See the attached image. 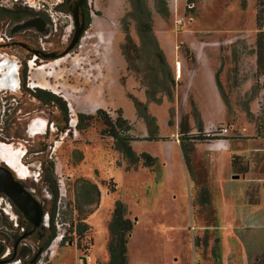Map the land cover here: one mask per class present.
<instances>
[{
	"label": "rangeland",
	"instance_id": "rangeland-1",
	"mask_svg": "<svg viewBox=\"0 0 264 264\" xmlns=\"http://www.w3.org/2000/svg\"><path fill=\"white\" fill-rule=\"evenodd\" d=\"M165 1L169 16L162 19L154 1L145 0L174 81L170 99L158 92L164 83L157 60L142 63L129 49L130 44L139 46L132 20L127 21L132 41L125 43L121 21L130 10L127 0H86L88 26L68 58L54 65L58 59L37 61L43 69L33 67L29 74L34 79L44 70L52 72L49 78L58 85L59 94L69 97L76 119L79 113L93 115L101 109L114 120L116 111L121 110L131 128L132 149L137 155L147 153L155 158L152 167H143L141 162L129 167L114 150L99 118L83 131L76 128L75 135L70 132L63 140L58 130L46 136L29 135L28 126L35 119L47 118L54 128L63 125L59 113L54 115V109L40 106L32 94L21 95L20 104L0 119V134L23 144L30 161H46L51 156L54 178H59L57 173L63 178V199L59 208L56 203L55 212L59 211L66 230L65 245L57 250L51 264H83L82 258L86 264H105L107 223L116 200L125 205L134 221L127 246L128 264H264L259 256L264 249V128L260 127L264 91L252 53L255 35L264 27H256L255 0H195L190 11L186 0ZM35 34H20L15 40L37 48L36 37L46 33ZM123 44L130 56L138 58L132 70L126 69ZM214 75L229 110L221 101ZM256 83L258 94L253 97ZM146 90L155 100L161 97L160 103L148 100ZM132 99L146 105L155 118L157 135L165 141L143 140L146 128ZM2 106L5 104L1 103V114ZM33 109L36 116L32 120L21 118L23 112ZM195 112L203 123V134L210 125L230 128L229 148L220 153L210 149L212 142L195 141L188 172L178 126L182 120L191 128L190 134L197 136ZM170 113L174 120L171 127L167 125ZM67 114L69 120L68 109ZM38 125L35 122L32 127ZM250 179L260 182L248 183ZM82 180L96 186L98 198L91 189L83 191ZM112 184L115 192H111ZM41 196L49 210L51 197L43 186ZM87 201L93 203L86 205ZM250 216L253 226L248 230L245 222Z\"/></svg>",
	"mask_w": 264,
	"mask_h": 264
},
{
	"label": "flooded vegetation",
	"instance_id": "flooded-vegetation-1",
	"mask_svg": "<svg viewBox=\"0 0 264 264\" xmlns=\"http://www.w3.org/2000/svg\"><path fill=\"white\" fill-rule=\"evenodd\" d=\"M73 1L75 0L68 2V5L70 6ZM83 12L85 17V8H83ZM6 19L8 18L0 16V106L1 103L5 104V107L2 106V114L0 110V119L6 118V111L7 114H10L11 110L20 104L19 97L21 95L27 94L30 96V94H32L31 96L40 106L48 108V111L54 109V111L51 112L54 115L55 113H59V119L62 121L63 125L55 128V130H58L60 133L59 138L61 137L60 140H63L68 136L70 131H68V119L66 122L64 110L61 105L62 102L65 103L68 99L65 95L58 94L61 90H58L57 84H53L54 79L49 78L51 75H45V73H47L45 70L40 73V76H36L32 79L29 76L31 70L27 68V60L35 55V64L37 61H53L45 58L44 55L46 54H54L57 57L56 59L68 58L69 53L73 49L63 56L60 55L68 47L71 37L69 38L70 40L68 39L66 42L62 43L59 42V40L54 41L50 52H42L38 47L34 48L22 40H15V36L20 34L36 36L35 33H48L44 19L30 14L19 20L9 19V21H7L9 24L8 33L12 36V39L9 42H4L1 33L6 24ZM37 41L38 37H36V44ZM79 41L80 39L78 42ZM78 42L74 48L78 45ZM57 44H59L60 48L57 47ZM42 69L43 67H41L40 70ZM29 80H36L37 84L44 80L54 87L57 93L55 94L50 90L42 88H35L33 91H30L27 87V82ZM46 91H50L51 94L58 99L50 98V100H48ZM10 105L12 108H9ZM4 108H6V110H4ZM67 109L68 108H66V118L68 117ZM35 111L36 110L33 109L23 112L21 118L25 121H30L36 116ZM35 122H38L39 125L34 128L32 125ZM51 123L53 122L51 121ZM51 123H49L47 118H42L41 120L35 119L31 121V124L28 126L27 133L31 136H46L54 133V131L50 130ZM62 127H64L63 130H61ZM27 154L28 150L23 144L14 142L12 138L0 134V175L8 174L12 183L22 187L23 191L38 202L42 209L41 220L35 225L25 219L23 213L15 206L12 199L6 193L0 192V217L5 218L9 224L8 227H0V262H3V264L32 263L39 256V252L41 251L40 247L48 241L52 233H54L55 236V229L53 227L55 212L53 213L52 211L53 196L50 186L53 183L57 185L58 180L62 179L63 181V178L60 173H57L58 179L54 178V164L51 156H49L50 160L46 161L35 159L30 161ZM42 186L47 189L51 197L49 210H46L44 200L42 199L44 197L41 196ZM74 232L77 233L76 229ZM64 245L65 235L62 242L57 246L53 259L57 254V250L60 247H64Z\"/></svg>",
	"mask_w": 264,
	"mask_h": 264
},
{
	"label": "trees",
	"instance_id": "trees-1",
	"mask_svg": "<svg viewBox=\"0 0 264 264\" xmlns=\"http://www.w3.org/2000/svg\"><path fill=\"white\" fill-rule=\"evenodd\" d=\"M154 1V8L158 15L162 19H167L169 16L168 6L165 0H153ZM195 0H186L188 4L193 3ZM130 5V10L123 16L121 24L122 30L124 32V39L125 43H130L132 40L130 39L129 32L127 30V21L132 20L135 24V30L139 39V46H135L134 44H130V51L134 52L135 55H138V58L142 63H145L144 60H149L155 58L158 62V70L160 73V78L164 84H167L170 81V85H164L162 82V87L158 89L160 94L166 96L168 99L171 98V86L174 85V81L170 79V73L168 70V64L165 60V55L162 49L159 46L157 38L152 29V20H151V12L146 5L145 0H127ZM256 5V13H255V24L257 28L264 27V0H255ZM85 8V28L88 26L89 15L87 10V4L84 5ZM30 15L28 12L24 10H16L11 12H0L1 17H6L11 20H19L23 17ZM125 44H123L121 48V54L126 62V69L132 70L134 60H137V56H130L128 50H126ZM255 55V63H256V74L257 77H263V82L261 84V89L264 91V30L259 31L256 33L254 38V49L252 52ZM142 80V79H141ZM214 82L219 91L220 98L224 106L227 110H229V102L226 96L222 93L221 87L218 81L217 75H214ZM253 97L258 94V84L256 83L252 87ZM48 100L50 98L58 99L49 92H46ZM146 98L148 100H153L156 103H160V98L158 97L156 100L153 96H150L149 91H145ZM148 95V97H147ZM264 99V93H263ZM60 100V99H59ZM134 108L136 110V115L140 118L146 128L147 135L143 138L144 141H165L166 139L160 138L157 135L158 127L155 122V118L151 116L147 112V107L145 104L132 99ZM61 107L64 110L65 121L67 122L66 118V107L65 103L62 102ZM246 113L250 115L249 109L246 108ZM262 117H261V125L260 127L264 128V104L262 107ZM116 118L112 120L109 116L105 114L104 111L98 109L95 111V114H84L79 113L77 114V125L76 128L79 131H83L85 128L89 127L92 121L95 118H99L102 124L105 126L103 130L105 135L112 138L114 150L120 153L123 158L128 162L129 167L135 168V166L141 162L143 167H152L156 159L151 157L147 153H141L137 155L130 142L133 140L131 137L128 136V132L130 131L129 123L122 117L121 110L116 111ZM194 122H195V130L198 133L197 136L190 134L191 128L183 125L182 120L179 122L178 126V133L180 135L179 143L181 147V151L183 154L184 164L189 172L191 157L190 154L194 151V142L195 141H211L213 138H206L203 134V123L199 117L198 112H195L194 115ZM168 126L174 125L173 114H169V119L167 121ZM259 127V128H260ZM260 128V129H261ZM64 127L61 128L63 130ZM112 182V181H111ZM111 187V192H115V189ZM51 192L53 196L52 200V211L55 212V205L58 196L57 185L53 183L51 186ZM82 189L84 192L93 190L98 198V191L95 185L91 184L86 180H82ZM92 201H87L86 205L92 204ZM82 211L81 209H79ZM52 213V214H53ZM53 217V215H52ZM86 229L85 224H78ZM9 224L7 223L6 219L0 217V227H8ZM134 227V221L128 217V213L126 210L125 205L120 201L116 200L111 214L110 219L107 223V231L109 235V239L106 245V252H107V261L105 264H128V241L131 236V232ZM78 231V233H80ZM54 237V233L49 237L48 241H46L41 247V251L44 250L50 243L51 239ZM215 261L220 263V258L218 255H214ZM25 264H32V263H25Z\"/></svg>",
	"mask_w": 264,
	"mask_h": 264
},
{
	"label": "built area",
	"instance_id": "built-area-1",
	"mask_svg": "<svg viewBox=\"0 0 264 264\" xmlns=\"http://www.w3.org/2000/svg\"><path fill=\"white\" fill-rule=\"evenodd\" d=\"M187 9L190 11L193 9V3L186 4ZM16 10H24L29 14L41 17L46 23L47 36L38 37L37 47L42 52H50L53 47V42L59 40V42H66L72 35L74 30V20L73 15L69 11V5L67 0H0V12H11ZM182 20H179L180 24ZM8 22L4 25L2 29V40L4 42H9L12 36L8 33ZM81 40V39H80ZM61 59V58H59ZM58 59V60H59ZM36 56L33 55L29 60H27V68L29 70L39 69L42 66H36L35 64ZM55 61V60H54ZM57 61V60H56ZM55 61V62H56ZM33 81L29 80L27 82V87L30 91L37 88ZM67 108L69 111L68 126L70 132L75 135L77 119L74 117L73 109L68 100H66ZM50 130L55 131L53 123L50 124ZM230 128L226 124H216L210 125L209 128H205L204 136L206 138H216V140H211L209 142H220L227 141V136L229 135ZM61 139V137H60ZM56 146V145H55ZM55 146L53 151L55 150ZM63 181L58 180V197H57V207L61 205L63 197ZM60 213L57 210L53 218V227L55 229V236L50 241L49 245L42 251L39 252V256L32 264H51L57 246L62 242L65 235V228H63L62 223H60Z\"/></svg>",
	"mask_w": 264,
	"mask_h": 264
},
{
	"label": "water",
	"instance_id": "water-1",
	"mask_svg": "<svg viewBox=\"0 0 264 264\" xmlns=\"http://www.w3.org/2000/svg\"><path fill=\"white\" fill-rule=\"evenodd\" d=\"M70 1L71 0H67V2ZM85 3L86 0H75L71 2L69 6V11L73 15L74 30L71 35V40L68 47L60 56L69 53L74 48L85 30V17L83 12ZM45 36H47V34ZM44 57L51 60L57 58L54 54H46L44 55ZM0 192L6 193L12 199L13 203L23 213L26 220L34 223L35 225L38 221L41 220L42 209L40 204L29 197L23 191L22 187L16 185L15 183H12L8 174L0 175ZM82 261L83 264H86L85 258H82ZM0 264H3V262H0Z\"/></svg>",
	"mask_w": 264,
	"mask_h": 264
},
{
	"label": "crops",
	"instance_id": "crops-1",
	"mask_svg": "<svg viewBox=\"0 0 264 264\" xmlns=\"http://www.w3.org/2000/svg\"><path fill=\"white\" fill-rule=\"evenodd\" d=\"M197 146L198 145H196L195 147L197 148ZM210 149H212L213 151H216V152H220V153H224V152H226L227 150H228V148H229V142H228V140L227 141H220V142H213L212 143V145H210ZM209 149V148H208ZM209 149V150H210ZM197 150V149H196ZM260 182V180L259 179H256V180H254V179H250V181H248V183H255V184H258ZM248 188V187H247ZM248 190V189H247ZM248 192V191H247ZM251 218V216L250 217H248L247 218V221L245 222V224H246V227H247V229L248 230H251V228H252V224L253 223H251V220L252 219H250ZM249 224H251V225H249ZM259 226V225H258ZM262 226V225H261ZM264 227V226H263ZM259 256H261L262 258H263V260H264V249L263 250H261L260 251V255Z\"/></svg>",
	"mask_w": 264,
	"mask_h": 264
},
{
	"label": "bare ground",
	"instance_id": "bare-ground-1",
	"mask_svg": "<svg viewBox=\"0 0 264 264\" xmlns=\"http://www.w3.org/2000/svg\"><path fill=\"white\" fill-rule=\"evenodd\" d=\"M63 60L62 59H59V60H57L56 62H53L52 63V65H54V64H57V63H59V62H62ZM41 69V67H39V69H38V71ZM45 72H47L46 70H45ZM44 72V73H45ZM45 75H51L52 76V72L51 73H49V72H47V73H45ZM36 83V82H35ZM37 84V83H36ZM37 88H42V89H46V90H50V91H52L53 93H57V90L54 88V87H52L50 84H48L46 81H44V80H42L41 82H39L37 85H35ZM59 94V93H58ZM67 98V97H66ZM68 100H69V97L67 98ZM70 101V100H69ZM71 107H72V105H71ZM72 109H73V107H72ZM56 148H58V144H56V146H55V149Z\"/></svg>",
	"mask_w": 264,
	"mask_h": 264
}]
</instances>
